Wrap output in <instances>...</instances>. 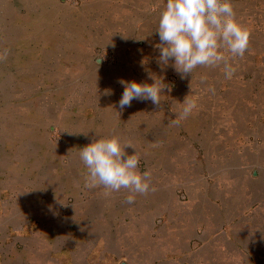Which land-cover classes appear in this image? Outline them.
Instances as JSON below:
<instances>
[{"label": "crops", "instance_id": "0c3cea01", "mask_svg": "<svg viewBox=\"0 0 264 264\" xmlns=\"http://www.w3.org/2000/svg\"><path fill=\"white\" fill-rule=\"evenodd\" d=\"M76 1L93 18L122 20L111 34L116 61L108 72L116 84H151L145 67L153 59L134 55L145 49L159 55L155 30L165 0ZM231 3L237 22L250 32L249 48L243 59L232 61L237 71L231 79L224 78L222 67H198L184 79L177 75L175 99L198 105L181 123H158L156 112L162 111L151 101L134 99L123 110L107 101L103 111L82 112L87 119L97 114L94 125L60 126L82 133L73 145L65 142L62 158L69 160L63 171L46 168L41 177L32 171L22 181L21 174L8 169L11 159L0 156V264L264 263V34L262 28L252 31L258 24L253 0ZM73 65L92 66L90 60ZM93 73L101 76L99 67ZM114 88L113 96L104 93L106 99H121L123 85ZM168 91L162 90L160 98ZM177 103L178 116L182 106ZM128 114L143 117L131 123ZM158 128L163 132L159 172L151 164L152 145L143 151L154 192L137 194L128 204L127 189L109 193L85 187L87 168L72 147L112 136L123 146L130 144L124 131ZM124 151L133 155L132 148ZM71 162H80L78 174ZM177 186L183 189L182 200L174 192Z\"/></svg>", "mask_w": 264, "mask_h": 264}, {"label": "rangeland", "instance_id": "374dc122", "mask_svg": "<svg viewBox=\"0 0 264 264\" xmlns=\"http://www.w3.org/2000/svg\"><path fill=\"white\" fill-rule=\"evenodd\" d=\"M253 1L258 12V24L252 26V31L262 28L264 34V0ZM92 14L76 0H0V52L8 50L7 59L0 62V156H6L7 161L8 158L14 159L15 165L10 160L8 169L17 176L21 174L22 181L32 171L40 177L46 168L63 171L69 160L62 158L64 144L67 141L70 146L73 139L76 142L82 137V133L60 129V126L65 128L69 122L75 126L94 125L97 114L92 113L87 119L82 112L86 109H94V113L103 111L107 101L118 103L120 100L106 99L104 93L113 96L114 87L119 84L108 71L116 61L110 47L111 34L122 20L93 18ZM134 57L153 59L154 62L145 67V72L149 71L146 76L162 80L167 77L168 81H163L167 87L163 90L169 89V93L166 98H160L161 104L157 106L162 113H156L159 115L158 123L172 122L178 118L176 113L180 106L177 102L183 101L175 99L178 73L172 67L174 61L162 66L156 60L159 55L154 56L149 49L143 50L140 57L135 53ZM96 59H99L100 66ZM87 60L92 66L73 65V62L79 64ZM96 67H99L101 76L93 73ZM127 116L132 119L131 123L135 122L133 119L142 120L143 117ZM123 133L130 144H135L129 148L140 157L138 170L144 172L147 169L143 151L150 143L151 164L159 172L157 160L160 154L157 152L161 149L159 144L163 132L158 128ZM71 149L78 159L80 148L74 146ZM21 163L25 167H33V170L23 167L15 171ZM68 165L73 173H79L80 162ZM182 191V187L174 188L179 200L184 199ZM5 216L7 218V214Z\"/></svg>", "mask_w": 264, "mask_h": 264}, {"label": "clouds", "instance_id": "9594fccd", "mask_svg": "<svg viewBox=\"0 0 264 264\" xmlns=\"http://www.w3.org/2000/svg\"><path fill=\"white\" fill-rule=\"evenodd\" d=\"M155 31L160 40L155 45L158 63L168 66L170 60L174 61L172 67L182 79L198 67H222L224 78L231 79L237 71L232 61L243 59L249 48L250 32L237 22L231 0H165ZM7 55V49L0 52V62ZM151 78L152 84L120 80L124 91L119 108L130 107L134 99L159 106L161 92L167 86L162 78ZM208 90L215 91L211 85ZM179 104L182 107L174 124L187 119L198 107L196 100L187 98ZM125 147L132 146H122L116 136L99 138L80 149L79 158L87 168L86 188L103 187L109 193L127 189L125 202L134 204L137 194L147 195L155 188L151 172L140 173V157L136 153L127 155Z\"/></svg>", "mask_w": 264, "mask_h": 264}, {"label": "water", "instance_id": "95a60500", "mask_svg": "<svg viewBox=\"0 0 264 264\" xmlns=\"http://www.w3.org/2000/svg\"><path fill=\"white\" fill-rule=\"evenodd\" d=\"M96 61H99V59H96Z\"/></svg>", "mask_w": 264, "mask_h": 264}]
</instances>
